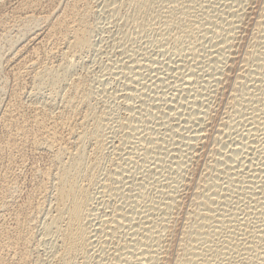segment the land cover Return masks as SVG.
I'll return each instance as SVG.
<instances>
[{"label": "bare ground", "instance_id": "bare-ground-1", "mask_svg": "<svg viewBox=\"0 0 264 264\" xmlns=\"http://www.w3.org/2000/svg\"><path fill=\"white\" fill-rule=\"evenodd\" d=\"M254 1L110 0L105 15L139 31L119 39L120 58L103 53L81 74L98 50L90 0L56 18L23 0L10 17L21 37L50 23L26 58L20 38L3 51L11 22L0 14V61H18L0 119V264H264V0L238 50ZM28 148L47 162L15 209L13 166Z\"/></svg>", "mask_w": 264, "mask_h": 264}, {"label": "rangeland", "instance_id": "rangeland-1", "mask_svg": "<svg viewBox=\"0 0 264 264\" xmlns=\"http://www.w3.org/2000/svg\"><path fill=\"white\" fill-rule=\"evenodd\" d=\"M22 1L23 0H0V14H2L3 13V16H9L8 17V21H9V23L11 22V18L10 17H12V16H14L13 14L14 13H16V8L18 7V5H20L21 3H22ZM75 0H42V3H41V6H40V8L36 11V15H38L39 13H41V14H39V15H44V14H49V15H52V18H56V17H58V16H60L61 14H62V12L63 11H65L66 10V8L68 7V6H70V4H72L73 2H74ZM91 1V3H92V5H93V7L94 6H96V8L94 7V11H95V17L98 15V17H97V20H96V18H93L94 20H92V24H93V27L95 28V33H93V36H94V38H93V40L95 41L94 43L96 44V49H98V50H95L94 52H90L89 54H87L85 57H84V63L82 62V65H81V63L76 67L77 69H76V72H75V74H81V73H86V71H87V69H88V67H89V69L88 70H96V68L98 67V66H96V65H98L99 63H101V61H104L106 58L104 57V55H102L103 53L104 54H108L109 56H110V54L112 55L111 57H115V58H117L118 56H119V58H120V51H119V49H118V45L119 44H117V43H120V40L121 39H125V37H126V35L127 34H129L128 32L130 31L131 33H130V35L129 36H131L132 35V37H134V35H135V37H136V35H137V30L139 31V28H137L136 27V25L135 24H133V23H125L124 21H122V19L124 20V18L122 17V16H119V17H117L116 18V16H112L111 17V19H110V16L112 15V14H110L109 12H107V15L109 16H107V15H105L106 14V11L104 10V8L106 9V5L105 4H107L108 2H110V0H97V1H95L94 0V2H93V0H90ZM102 1V2H101ZM107 1V2H106ZM115 2H119L120 0H118V1H116V0H114ZM262 1L263 0H255L254 2H253V5H255L254 7H253V5H252V13H253V15H251L252 17H250V20L247 22L248 24H250V25H248V26H246V35H244V39H246V40H244L243 39V41L242 42H244V43H241V45H240V48H238V50H240L239 52L240 53H242V51L245 49V47L247 46V43H248V41H250V37H251V29L253 30V28L252 27H254V21H255V18H256V16H257V13H258V11H259V6L261 7V5H262ZM95 2H98V4L96 3V4H94ZM104 2V3H103ZM106 2V3H105ZM259 2H260V5H259ZM17 3V4H16ZM255 3V4H254ZM101 4H102V6H101ZM103 5H104V7H103ZM99 6V7H98ZM102 8H101V7ZM257 6V7H256ZM2 8V9H1ZM101 8V9H100ZM100 9V10H99ZM256 9H257V11H256ZM103 12H102V11ZM98 11V12H97ZM100 11V12H99ZM102 12V13H101ZM53 13V14H52ZM102 14V15H101ZM256 15V16H255ZM255 16V17H254ZM16 17V19L18 18V16H15ZM122 17V18H121ZM15 19V20H16ZM107 19V20H106ZM115 19V20H114ZM121 19V20H120ZM101 20V21H100ZM105 20V21H104ZM111 20V21H110ZM95 21H96V23H98V24H96L95 23ZM107 21V22H106ZM116 21V22H115ZM121 21H122V23H121ZM253 21V22H252ZM94 22V23H93ZM107 24H106V23ZM109 22V23H108ZM252 22V23H251ZM100 23V24H99ZM113 23V24H112ZM46 24V25H45ZM95 24V25H94ZM122 24H124V25H122ZM127 24H128V26H127ZM129 24H130V26H129ZM12 25H13V20H12V22L8 25L9 26V28H10V33H9V36H7L3 41H2V43H1V46L4 48V50L3 51H6V50H8L9 51V49L7 48V46L9 45V43L11 42V40H15V39H17V38H20V41L18 42V44H17V46H16V50H20V51H22V54H23V57H28L29 55H30V53L33 51H37V52H42V50H43V48H44V44H45V41H46V38H47V35H48V31H49V28H50V23H42L41 25H43V26H41V25H39L37 28L38 29H34V26L32 25H30V30H32V28H33V33L31 32L30 34H28L27 36H24L25 38H23V37H21L20 36V31L18 30L19 28H17V27H12ZM108 25V26H107ZM119 25V26H118ZM252 25V26H251ZM120 26H122V27H120ZM251 26V27H250ZM32 27V28H31ZM40 27V28H39ZM103 27V28H102ZM105 27V28H104ZM125 27H126V30H124L125 29ZM131 27V28H130ZM123 28V31L121 30ZM135 28V29H134ZM248 28V29H247ZM96 29L98 30V31H96ZM109 29V30H108ZM127 29H128V31H127ZM17 32H16V31ZM119 30V31H118ZM247 31H249V32H247ZM38 32V33H37ZM101 32V33H100ZM124 32V33H123ZM134 32H135V34H134ZM0 33H1V30H0ZM115 33V34H114ZM122 33V34H121ZM127 33V34H126ZM248 33V34H247ZM104 34H105V36H104ZM106 34H108V35H106ZM114 34V35H113ZM125 34V35H124ZM134 34V35H133ZM18 35V36H17ZM123 36V38H122V36ZM11 36V37H10ZM36 36V37H35ZM97 36V37H96ZM110 38H109V37ZM247 36V37H246ZM250 36V37H249ZM118 38V39H117ZM7 39V40H6ZM22 39V40H21ZM44 39V40H43ZM103 39H105V41L103 40ZM120 39V40H119ZM6 40V41H5ZM10 40V41H9ZM115 40V41H114ZM116 40H118V41H116ZM123 40H122V42H123ZM102 41H104V42H102ZM108 41V42H107ZM7 44H6V43ZM121 42V43H122ZM149 42H151V40L149 41ZM107 43V44H106ZM144 43V42H143ZM3 44V45H2ZM42 44V45H41ZM243 44H246V45H243ZM104 45V46H103ZM106 45V46H105ZM242 45H243V47H242ZM19 46V47H18ZM136 48H138V50H141V49H145L146 47L145 46H142V44H140V46H139V44H136V45H134ZM100 49H99V48ZM117 47V48H116ZM114 48V49H113ZM243 48V49H242ZM6 49V50H5ZM29 49V50H28ZM112 49V50H111ZM104 50V51H103ZM8 51H7V53L5 52V56H4V59L2 58L1 59V61H0V66L2 65V67H0V119H1V114H2V111L5 109V107L8 105V102L10 101V98H11V96H12V93L14 92V90L15 89H13V88H15V83H14V80H13V76H11L12 75V73H13V70H14V68L18 65V61H15V63L12 65V66H8L9 65V63H7L8 62V59H9V56H10V54L13 52H10V53H8ZM114 51H116L115 53H114ZM119 53H118V52ZM102 52V53H101ZM107 52V53H106ZM110 54H109V53ZM93 53V54H92ZM113 53V54H112ZM28 55V56H27ZM98 57H97V56ZM17 52H16V55H14V56H12L13 58H15L16 57V60L18 59L17 58ZM7 57H8V59H7ZM87 57V58H86ZM6 58V59H5ZM11 58V57H10ZM118 58V59H119ZM98 59V60H97ZM4 60V61H3ZM6 60H7V62H6ZM100 60V62H98L97 63V61H99ZM117 60V59H116ZM8 64V65H7ZM16 64V65H15ZM85 64V65H84ZM94 66V67H93ZM14 67V68H13ZM84 67V68H83ZM87 68V69H86ZM158 68V67H157ZM86 70V71H85ZM153 70V69H152ZM82 71V72H81ZM85 71V72H84ZM153 72V71H152ZM154 74V73H153ZM30 77L31 76H27V77H25L24 78V80H23V82H22V89L24 88V91H25V89H26V92L27 91H29V89H30V85H31V82H32V80L30 79ZM4 83V84H3ZM26 84V85H25ZM29 84V85H28ZM152 84V83H151ZM153 85V84H152ZM29 86V87H28ZM154 86V85H153ZM157 86V87H156ZM160 83L158 84H155V88L157 89H159L160 88ZM3 89V90H2ZM7 91V92H6ZM4 92V93H3ZM27 98V96H25L24 97V103H25V106L26 107H29L30 106V104H31V101H30V99H26ZM223 98H226V95H225V97H223ZM25 100H26V102H25ZM30 102V103H29ZM221 103H223V102H221ZM28 104V105H27ZM223 105V104H222ZM221 104H219L218 106H216V108H215V114H214V117L216 116V118H214V125H215V127H214V125H213V129H212V131L210 130V132H209V137H210V135L211 134H214L215 135V133H214V130H216L217 128V124L218 123H220L221 122V118L223 117V109L221 110L220 108L221 107H223ZM224 108V107H223ZM222 112V113H221ZM220 120V121H219ZM219 121V122H218ZM216 123V124H215ZM213 132V133H212ZM3 135V128H2V122L0 121V138H2V135ZM214 135H212L210 138H212ZM1 140V139H0ZM208 145L207 146H210L209 144V140H208V143H207ZM204 152H205V150H204ZM206 152H207V150H206ZM32 153H34L32 150H30L29 148H28V150H27V155L29 156L28 158H27V156H26V159H28V160H26L25 158H24V160L21 162L22 163V166L21 167H19V165H18V163H17V165H14L13 166V169H15L16 171H14L15 173H16V175H17V179H18V184L20 185L19 186V188H20V190H18V192H17V194L15 195V197H14V200H13V207L15 208V209H20V207H25V205H26V203L27 202H29V199H30V196H31V194L33 193V191H34V186H35V184H37L38 182H40V176H37L38 174L37 173H35L36 171L35 170H39V169H41L43 166H45L46 165V162H47V156L44 154V153H42V152H38V153H34V154H32ZM201 155L202 154H200V160H199V158L197 159L198 161H195L196 162V164H195V162H194V164H192V169H194L193 171H194V178H196V177H198V176H196L197 174L198 175H200V172H201V170L203 169L202 167L204 166L203 164H204V162H205V158H203V160L201 159L202 157H203V155H202V157H201ZM31 157V158H30ZM42 159V160H41ZM3 161V162H2ZM43 161V162H42ZM26 162V163H25ZM45 163V164H44ZM8 163L6 162V161H4L2 158H1V156H0V177L3 175V170L5 171V168L8 166L7 165ZM44 164V165H43ZM200 164V165H199ZM25 165V166H24ZM32 165V166H31ZM16 167V168H15ZM21 168V169H20ZM25 168V169H24ZM23 171V172H22ZM27 175V176H26ZM196 176V177H195ZM36 177V178H35ZM193 178V179H194ZM1 179V178H0ZM25 179V180H24ZM36 183H35V182ZM22 188V189H21ZM19 193V194H18ZM17 200V201H16ZM27 200V201H26ZM15 202V203H14ZM25 203V204H24Z\"/></svg>", "mask_w": 264, "mask_h": 264}]
</instances>
